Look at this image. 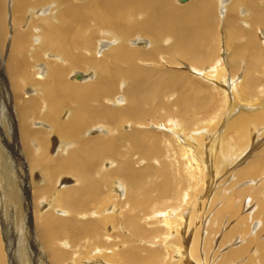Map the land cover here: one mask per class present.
<instances>
[{
  "label": "bare ground",
  "instance_id": "6f19581e",
  "mask_svg": "<svg viewBox=\"0 0 264 264\" xmlns=\"http://www.w3.org/2000/svg\"><path fill=\"white\" fill-rule=\"evenodd\" d=\"M173 1L0 0V75L9 83L0 82V98L11 97L0 99V264H264L262 186L249 214L240 212L248 194L233 207L251 186L232 188L264 166V141L244 157L264 139V77L254 75L264 72V0ZM216 16L233 59L259 63L239 80L215 56ZM178 60L231 95L220 129L194 127L214 103L195 75L162 71ZM207 169L228 181L200 197ZM226 210L227 240L209 255ZM258 223L255 237L248 230ZM237 234L247 238L235 247ZM156 236L163 246L154 248Z\"/></svg>",
  "mask_w": 264,
  "mask_h": 264
},
{
  "label": "rangeland",
  "instance_id": "374dc122",
  "mask_svg": "<svg viewBox=\"0 0 264 264\" xmlns=\"http://www.w3.org/2000/svg\"><path fill=\"white\" fill-rule=\"evenodd\" d=\"M172 3H174V1L172 0ZM215 18V21H214V26H213V32L215 33L214 34V40H213V46L215 47V49H216V53H215V56H217L218 54H219V57H220V59H221V61H222V63H224L225 61H223V56L225 55V58H226V65H227V69H230L231 68V74L233 75V74H235V77L234 78H237V76H238V78H241L243 75H245V70L247 69V65L248 64H253V63H256V65H259V63L257 62V60H254V59H252V60H250V59H245L244 61H239V62H237V60H235V59H233V54H232V52H231V49H226V44H225V41H224V36L226 37V30H225V28H224V26H223V24L221 25L220 24V22H219V20H218V18H217V16L216 17H214ZM220 21H222L221 19H220ZM215 25H216V27L217 28H215ZM220 25V26H219ZM219 29H221V30H219ZM223 32V33H222ZM217 34V35H216ZM217 36H218V38H217ZM223 36V37H222ZM216 37V38H215ZM221 37V38H220ZM219 41H218V40ZM262 42V41H261ZM225 44V48H224V45ZM148 47H150V46H148ZM222 47V48H221ZM263 49H264V44H263ZM5 49V48H4ZM222 51V52H221ZM224 51V52H223ZM3 53V52H2ZM224 53V54H223ZM4 54V53H3ZM166 56V55H165ZM222 56V57H221ZM263 56H264V53H263ZM241 62V63H240ZM243 63V64H242ZM149 64V63H148ZM152 63H150V65L148 66V67H151V68H153L154 67V65H151ZM158 64V63H157ZM187 65H188V63L187 62H185V61H183L182 63H180L179 62V60L176 62V61H174V63H169V64H164L163 66H161V63H159V65L158 66H161L162 67V71L164 72V71H166V72H177V74L179 73V74H184V75H191V76H194L193 78H194V80H196L199 84H201V85H203L202 87V89L203 90H205V87L207 88V89H209L208 90V92H210L209 94L210 95H212L211 96V98L213 99L212 101V104H213V109L211 110L212 112H206V113H203V112H198V113H196L195 114V117L194 118H192V119H198V118H200V119H198V120H195V122L197 123V124H195V126L194 127H198V130L200 131L199 133H204V132H206L207 130H211V126H213L214 125V129H212V130H215L216 129V126H218V128L220 129V125H222V121L225 119V117H226V112H227V110H226V95L225 94H227L228 95V93H220V91L221 90H223L222 88H220V87H218V85L219 84H217L216 82H215V84H213V85H215V86H213L212 87V85L210 84L211 82L209 81H207L205 78H204V76H202V75H205V74H194V73H192V72H189V71H187L188 69L186 68L187 67ZM260 65H262V63L260 64ZM259 67V66H258ZM242 68H244V69H242ZM159 69H160V67H159ZM259 69H261L260 71L261 72H259V71H257L256 73H254V75H256V76H258V77H264V75H262L264 72L262 71L263 70V67H259ZM229 71V70H228ZM245 72V73H244ZM191 73V74H190ZM240 73H242L241 75H240ZM244 73V74H243ZM5 75H0V82L2 83V85L4 84V86H5V84L6 83H8V81L6 80L5 81V79H6V76L4 77ZM2 77H3V79H2ZM192 78V77H191ZM196 78H198V79H196ZM237 78V79H238ZM3 80V81H2ZM205 80V81H204ZM239 80V79H238ZM207 81V83H205ZM216 84H217V87H216ZM9 85V83L7 84V86ZM222 87V86H221ZM4 88V87H3ZM214 88H216V89H214ZM206 89V90H207ZM217 89H218V91H217ZM260 89V88H259ZM216 91V92H215ZM4 92V93H3ZM3 94L5 95L4 96V98H5V102L6 103H8V105H9V99L11 98L10 96H9V91H7V90H3ZM227 92V91H226ZM229 92V91H228ZM259 95H263L264 96V92H261V93H258ZM259 95H256V97L258 98V100L259 99H262V97L261 96H259ZM215 96V97H214ZM229 96V98H230V96L231 95H228ZM228 96H227V98H228ZM173 98V97H172ZM215 98H216V100H215ZM220 98V99H219ZM1 100H2V98H0ZM169 99H171V98H169ZM217 100H218V102H217ZM215 101H216V103H215ZM221 101V102H220ZM222 101H223V103L224 104H222ZM2 102H3V100H2ZM5 102H3L2 104H6ZM7 105V104H6ZM222 105V106H221ZM219 106V107H218ZM221 108V109H219L218 110V108ZM5 108V110H7V108L6 107H4ZM217 110V111H216ZM203 113V114H202ZM216 113H217V115H216ZM199 116V117H198ZM206 116H207V118H206ZM220 116H222V117H220ZM227 116H228V113H227ZM155 117H156V115H155ZM209 117H211L212 118V122H208V120H206V119H208ZM215 118V119H214ZM158 120V119H157ZM202 120V121H201ZM204 120V121H203ZM198 121H200L199 123H198ZM206 121V122H205ZM215 121H217V122H215ZM219 121V122H218ZM203 122V123H202ZM205 122V123H204ZM221 122V123H220ZM186 122L184 121V124H185ZM217 123V124H216ZM183 124V125H184ZM208 126V128H206V127H204V126ZM141 127H144V128H149V129H144V130H155V129H153V128H151L150 127V125H148V124H145L144 126H141ZM184 127H185V125H184ZM193 126H189V127H185L186 129H188V128H192ZM202 127V129H200ZM211 127V128H210ZM130 127L128 126V128L127 129H129ZM160 128V127H159ZM203 128H204V131H203ZM6 129H8V128H6ZM193 129V128H192ZM157 131V130H156ZM202 131V132H201ZM220 131V130H219ZM214 132V131H213ZM212 134V132H210V134L209 135H211ZM261 136L258 138V142L256 141V143H254L255 141L253 140V143H252V145H250L247 149H246V153L244 154V157H247V155H249L248 154V152L249 151H251L254 147L256 148H254L255 150H254V152H256L258 149H260V147L262 146V145H260L263 141H264V139H262L261 140ZM158 139H160V138H158ZM182 140H184V138H182V136H180L179 134H178V137H177V141H178V143H180V144H182ZM261 140V141H260ZM3 141H5V139H3ZM9 141H10V143H9ZM8 141V139L6 140V143H8L7 144V146H5V149L7 150L8 149V147L10 148L9 150H8V153H7V151L5 150V152L7 153V155L9 156L10 155V158H11V154H14V150H13V148H11V145L10 144H12L11 143V140H9ZM206 141V140H205ZM6 143H5V145H6ZM255 144V145H254ZM16 147H18V145L16 146ZM253 147V148H252ZM192 148H194V145L192 146ZM11 152V153H10ZM250 153V152H249ZM252 153V152H251ZM18 157V156H17ZM244 157L240 160V161H238L237 163L235 162V163H232L231 165L232 166H230V167H234L235 168V166L237 165V164H239L243 159H244ZM15 163L16 162H18V170L20 171V172H24V169H23V166H24V163H23V160L21 161H19L18 160V158H16L15 160ZM139 165L138 164H136L138 167L139 166H141L142 164H143V161H141L140 159H139ZM117 164H118V166L120 165V162L119 161H117ZM233 164H236V165H234L233 166ZM229 167V168H230ZM236 168H237V166H236ZM262 168L264 169V166H262V167H260V170L258 171V172H260V174L258 175V176H256L255 178H253V179H251V180H253L252 182H248V184H244L243 182L245 181H243V182H241L240 183V181L238 182V181H236L235 183H233L232 184V188H233V190L235 189V190H241V189H243V188H245L246 186H251L250 187V190H249V193H248V191L242 196V197H240L239 199L241 200H239L238 199V201L237 200H235L236 202H235V204H234V210H236L237 209V207L240 205V204H242V202H243V200H244V197H246L245 195H249L248 197L249 198H246L245 199V202H248V206H247V208H249V209H246V207H244L243 208V210L244 211H241V209H240V212H242V214L243 213H246V214H249L250 213V211H251V206L250 205H253V203H254V199H255V201L257 200H262V197H261V195H260V190H263L264 191V170H262ZM23 169V170H22ZM208 169H210V168H208ZM207 169V171L205 172V176L206 175H208V173H209V177H207L206 176V178L204 179V184L201 186V188H202V191H201V193L202 194H200V197L201 196H205V195H207L208 193H209V197H211L212 196V194H213V192L216 190V189H218V188H221V187H223V186H225V183H226V181H228V180H226L225 181V179H223V177L226 175V171H224V170H226V168H224L223 169V171H221L220 172V175H222L223 173L225 174H223L222 176V178H220V176H219V174H218V176L216 175V177H217V179L214 177V176H212V172L211 171H209ZM231 169H233V168H231ZM231 169H228V171L229 170H231ZM262 170V171H261ZM28 171V169H26L25 170V173ZM223 172V173H222ZM207 173V174H206ZM214 174V173H213ZM71 178H73V177H71ZM211 178V179H210ZM219 178H220V180H219ZM33 179V178H32ZM149 183H151V180L148 178V180H147ZM206 183V184H205ZM217 183L219 184V186L220 187H215L214 188V185L215 186H217ZM260 186H262L261 187V189L259 190V188H260ZM205 190V192H204V194H203V191ZM207 189V190H206ZM228 190H230V189H228ZM259 190V192H258V194H254L256 191H258ZM209 191V192H208ZM217 191V190H216ZM119 192H121V191H119ZM222 192V189H220V193ZM155 193V192H154ZM253 193V194H252ZM252 195H254L255 196V198L252 196ZM252 196V197H251ZM252 199V201H253V203L251 202V199ZM211 199V198H210ZM210 199L208 198L207 199V202L208 203H205V205H204V209L207 211V209H209V207H210V204H209V201H210ZM250 199V200H249ZM192 200V199H191ZM240 201V202H239ZM192 202H193V200H192ZM219 203V202H218ZM254 205H255V203H254ZM260 205V201H258V204L254 207L256 210L258 209V206ZM220 206V203H219V205H215L213 208L214 209H216L217 207H219ZM253 208V207H252ZM195 210H196V208H195ZM213 212H214V210H213ZM211 214H212V212L209 214V213H207V216L208 217H206L207 219L209 218L210 219V217H211ZM206 216V215H205ZM225 217V218H224ZM231 217V215H230V213L229 212H227V210H226V212L223 214V218H222V220L220 221V222H213V224H214V226L216 227V225H218L219 227H220V229L221 230H218L217 231V227H216V230L213 232L214 234H212V232H211V234L210 235H212V237L213 238H211V236H210V245H209V249L208 248H206V250H210V253H209V255H211V253L212 252H214V250H216L217 249V247L218 246H220L221 245V243L220 242H222L221 240H223L224 242H225V240H227V238H226V236L224 235L225 234V231L228 229V228H226L225 227V225L223 226V227H221L222 226V224H224V222H226V220H228L229 218ZM207 219L205 220V222L204 223H202V229L203 230H205V228H206V226L204 227V225H206L207 224ZM201 220L202 219H200L199 220V222H200V224H201ZM251 219H249V221H250ZM231 222L229 223V227L234 223V220H230ZM252 222L250 221L249 222V224H250V226H253V224H251ZM198 224V223H197ZM261 223H258V225L256 226V227H254V228H252V229H249L248 230V233H251V234H253L259 227H261ZM184 227V228H183ZM186 227V225L185 226H181V235H180V238L182 239V242H183V248L186 250V246H187V248L190 246V241H191V238H190V236L192 237V234L189 232V231H191V227L188 229V231H186L185 228ZM193 227V226H192ZM24 228V227H23ZM1 229V228H0ZM225 230V231H224ZM254 231V232H253ZM204 232V231H203ZM203 232H201L202 233V238H203V236H204V233ZM261 233V232H260ZM237 235H240V234H237ZM255 237H256V235H255V233L253 234ZM29 236V235H28ZM172 236V235H171ZM185 236V237H184ZM11 237H12V235H11ZM247 238V236H242V235H240L239 237L237 236V240H235V241H237V243H235V245H233V246H235V247H237V246H239V245H241V243H243V242H245L244 240H245V238ZM260 237H261V235H260ZM260 237H258V239H260ZM31 237H29V245H30V241H31V239H30ZM156 239L157 240H159V236H156L155 237V241H154V244H153V246H154V248H156V247H161V246H163L162 245V243L161 242H158V241H156ZM241 239H243V241L241 240ZM263 239V238H262ZM187 241V242H186ZM2 242H3V240H2ZM218 242V243H217ZM224 242H222V243H224ZM212 243H213V245H212ZM3 244H4V246H3V248L5 249V243L3 242ZM218 244V245H217ZM220 244V245H219ZM149 245H147V247H148ZM153 246H149V247H153ZM214 248H213V247ZM30 247H31V245H30ZM222 248H224L225 250H226V244L224 245V247H222ZM224 249H223V251H224ZM30 250L32 251V255H34L35 254V252H34V249L33 248H30ZM5 251V250H4ZM41 255H43L44 257H45V259L47 260V257L44 255V253H43V251L41 250ZM174 258L175 259H177L175 256H174ZM217 259V258H216ZM70 261V260H69ZM47 262V261H46ZM8 263L10 264V260L8 259ZM32 263V261H30V264ZM71 263V262H70ZM68 264V263H67Z\"/></svg>",
  "mask_w": 264,
  "mask_h": 264
},
{
  "label": "water",
  "instance_id": "95a60500",
  "mask_svg": "<svg viewBox=\"0 0 264 264\" xmlns=\"http://www.w3.org/2000/svg\"><path fill=\"white\" fill-rule=\"evenodd\" d=\"M182 1H186V0H182Z\"/></svg>",
  "mask_w": 264,
  "mask_h": 264
}]
</instances>
